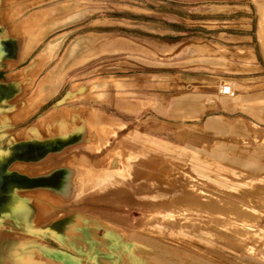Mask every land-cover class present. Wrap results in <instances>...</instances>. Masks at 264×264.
Masks as SVG:
<instances>
[{"label":"rangeland","instance_id":"1","mask_svg":"<svg viewBox=\"0 0 264 264\" xmlns=\"http://www.w3.org/2000/svg\"><path fill=\"white\" fill-rule=\"evenodd\" d=\"M35 20L36 48L0 72V100L13 97L0 103V153L26 143L41 152L18 175L47 189L14 190L13 208L0 211V264H23L18 255L35 264H264V158L248 160L264 139V100L255 106L264 94V0H0L9 55L22 52ZM51 41L39 68L65 43L53 63L67 51L79 58L69 69L87 63L83 79L99 78L91 83L99 97L65 104L84 107L95 131L16 121L33 94L43 91L42 105L62 81L51 72L42 82L41 71L32 85L30 62ZM203 112L237 116L231 147L241 156L229 177L206 138L174 125ZM27 191L61 200L43 214Z\"/></svg>","mask_w":264,"mask_h":264},{"label":"crops","instance_id":"2","mask_svg":"<svg viewBox=\"0 0 264 264\" xmlns=\"http://www.w3.org/2000/svg\"><path fill=\"white\" fill-rule=\"evenodd\" d=\"M0 40L4 41V43L6 45L8 42H11V39H0ZM54 41L47 43V45H45L41 49L39 56L32 58V60L30 62V63H32L34 61H37L36 65H35V77H36V74H37V77L32 84L33 87H35V89L38 86V85L37 86H35V85L37 83L38 77L41 75V71H45V72H43L44 74L40 79V81L42 80V82L46 79V77L51 72H58L60 74L57 73V75L62 76V81L59 84L55 93L50 95L47 98V100L41 106H39V107H37V109L33 110L31 112V114L29 115L30 117H28V119H26V120L31 119V122H29L28 126L29 125H33V126L36 125L35 128L37 127V125L40 122L44 121L47 117L51 116L52 114H54L55 112H57L58 110H60L64 107L65 108L69 107V108L83 109L84 107L65 106V104L79 100L80 97H82L86 93H91V94L97 93L96 90L98 87L94 84H91V83L99 80V78L97 76L90 75V78L83 79V77H85L86 73L82 72L81 69L87 63L81 64V65L75 66L72 69H69L70 66H72L74 63L79 61V58L76 56H74L73 58H71V56H67V51L65 52L63 57L61 56L56 63H53V61L56 60L61 55L62 50L65 46V43H62L60 45V41H59V43L56 46V51H57V49L60 45V47L58 49L57 57H54L55 53L52 54L54 56L49 58L47 63L42 68H39V64L42 63V61H44L47 56H50L49 53L44 54V53H42V51L47 46H49L51 43H53ZM20 52H21V50L19 51V54L17 52V54L9 55L8 57L0 60V72H5L6 68L11 67V64H14V63L18 64V65H16V68H18L20 65H22V64H19V63H21L20 62ZM41 53H42V56H41ZM73 74H75V76H72ZM39 82H38V84H39ZM3 83H4V80H1L0 84H3ZM123 84H125V83H123ZM126 86H127V88H129V85H126ZM103 92H106V91H103ZM71 94H74L75 97H74V99L69 100V97ZM34 95L35 94H33L30 98H32ZM96 96L99 97L98 93L96 94ZM253 96H256V94H251V95H248L247 97L252 98ZM10 98H13V97L9 96L8 98H5V99L7 100ZM5 99L0 100V103H2V101H4ZM263 100H264V94L259 95L258 101L256 102V105H255L256 108L261 104V102ZM50 105H53V106L54 105L55 106L62 105V106H60L59 108H57L51 112L49 110H47V111L44 110L45 106L50 107ZM196 107H198V106L196 105ZM189 108H186V109H187V111L190 112L191 110H188ZM92 110H95V109H92ZM95 111H97V110H95ZM172 117L175 119L180 118L179 116H176V115H173ZM182 118H183L182 121H176L175 122V124H174L175 127L188 128L193 133H197V135H199L200 137L206 138L208 140L207 142L211 145V147L215 148L216 157L215 156L213 157V161H215V162L217 161V167L216 168L218 171L221 172L220 176L229 177V175H230L229 174L230 173L229 168H231L230 164L233 162L234 163L239 162L237 158L241 156V154L239 153V150H236L235 148L231 147V145H233L232 140L236 137L237 131H238V127L236 126V124H233V122H232L233 120L237 119L236 114H232L231 112L230 113L229 112H223V113L203 112V113H200L196 116L189 115V116H184ZM76 124H78V123H75L74 126ZM73 127H70L69 129H67L64 132L71 130ZM110 129H111V127L109 126V130ZM252 138L253 137L251 136V139ZM26 144L28 145L29 143H26ZM34 144L38 145V146H42L45 143L34 142ZM181 149L183 150V148H181ZM193 149L195 150L196 154H197V152H199V150H197V148H193ZM129 155L132 156L133 154H129ZM257 156L264 158V139L260 140L255 146L252 145V152H250L248 154V160L252 161V159L254 157H257ZM122 162H123V164L127 163L128 165H130L128 160L122 161ZM32 163H36L35 160L32 161ZM130 167H131V165H130ZM117 168L123 170V166L122 167L117 166ZM129 180H130L129 177L124 179L122 181V185L127 184V183L129 184L130 183ZM31 189L35 190V189H47V188L33 187ZM59 220H61V219H58L57 221H59ZM97 221H99V220H97ZM99 222H102V221H99ZM79 223H80V221L78 222V224H77L78 227L75 228V230H77V231L79 230L78 233H79L80 239H82V237H83L82 229H81V226L79 225ZM103 223H105V222H103ZM106 224H108V223H106ZM108 225H110V224H108ZM82 240H84V239H82ZM61 256L63 258L64 257L71 258L70 256H67L65 254H61ZM49 259L52 260V258H49ZM56 261H58L60 264L66 263L64 260H60V259H56Z\"/></svg>","mask_w":264,"mask_h":264},{"label":"bare ground","instance_id":"3","mask_svg":"<svg viewBox=\"0 0 264 264\" xmlns=\"http://www.w3.org/2000/svg\"><path fill=\"white\" fill-rule=\"evenodd\" d=\"M37 20L35 21H30L31 22V25L28 27V31L29 33H31V36L29 38V40L25 43L23 49H22V52H21V56H20V61L23 62L30 54L31 52L36 48L37 44H38V34H40V25H38L36 23ZM51 27V25H50ZM45 29V28H44ZM50 29V28H48ZM44 31V30H43ZM50 31V30H49ZM47 33V32H45ZM49 47V46H48ZM47 53V52H46ZM45 54V53H44ZM1 60V59H0ZM43 91H39L38 94L34 95L32 98H30L27 103H25L20 111L17 113V117H16V121L19 120V119H22V118H25L27 117L28 115L31 114V112L35 109H37V107L41 106L39 100H38V97L39 95L42 93ZM70 94V93H69ZM74 94H71L70 97H73ZM74 98V97H73ZM81 98V97H80ZM76 100V99H75ZM85 112V111H84ZM87 113H83V111H79L78 109L76 108H62L60 110H58L57 112H55L54 114H52L51 116L47 117L46 118V125H55V124H62V123H84L86 124V126H88L91 130L93 128V126L90 124L89 122V119L87 117ZM99 117V116H98ZM28 118V117H27ZM97 118V117H96ZM22 121V120H21ZM20 121V122H21ZM19 122V123H20ZM93 124V122H92ZM65 125V124H64ZM63 125V126H64ZM62 126V125H61ZM101 127V125H100ZM98 128V127H97ZM34 130V129H33ZM93 130V129H92ZM95 131V130H93ZM27 132V131H26ZM98 132V131H97ZM105 134V133H104ZM110 134V133H109ZM99 135V134H98ZM102 135V134H101ZM91 138V136H90ZM93 138V137H92ZM97 141V140H96ZM91 142V140H90ZM101 142V140L99 141ZM82 160V159H81ZM80 160V161H81ZM84 160V159H83ZM52 162V161H51ZM50 162V163H51ZM48 163V164H50ZM46 164V165H48ZM78 163H76L75 165H77ZM45 165V166H46ZM82 165V164H81ZM53 166V165H52ZM34 167V166H26V165H21V164H17L15 165L14 168L18 169L19 171L21 172H26V171H30L31 168ZM47 167V166H46ZM51 167V166H50ZM50 167H49V170H50ZM43 168V167H42ZM48 168V167H47ZM45 168V169H47ZM41 169V168H40ZM44 169V170H45ZM86 169V168H85ZM35 171V169H33ZM44 170H40L39 172L41 173L42 171L44 172ZM48 170V171H49ZM87 170V169H86ZM38 171V169L36 170V172ZM97 171V170H95ZM46 172V170H45ZM44 172V173H45ZM99 172V171H98ZM34 174V172H32ZM36 174V173H35ZM90 176V175H89ZM88 176V177H89ZM72 186V185H71ZM114 186V185H113ZM116 186V185H115ZM86 187V186H85ZM109 187V186H108ZM106 188V186H105ZM109 188H114V187H109ZM108 189V188H106ZM28 196L31 198V200L37 204V206H39L42 211L44 212V214L46 213L45 209H46V205L47 203L49 202H56V201H59L61 200L59 197L57 196H54L52 195L50 192H34V193H31V194H28ZM52 207V206H51ZM48 208V207H47ZM51 210V209H50ZM50 212V211H49ZM48 212V213H49ZM47 213V214H48ZM52 213H53V210H52ZM46 214V215H47ZM57 216V215H55ZM60 216V215H58ZM46 217V216H45ZM55 218V217H54ZM60 218V217H59ZM58 218V219H59ZM57 220V217L55 218ZM54 219V220H55ZM53 220V219H52ZM53 220V221H54ZM51 221V220H50ZM49 222V221H48ZM50 223V222H49ZM106 228V227H105ZM108 228V227H107ZM18 259L19 261H22L23 264H35L33 262H30V261H24L21 259V256L18 255ZM44 264V263H42Z\"/></svg>","mask_w":264,"mask_h":264},{"label":"flooded vegetation","instance_id":"4","mask_svg":"<svg viewBox=\"0 0 264 264\" xmlns=\"http://www.w3.org/2000/svg\"><path fill=\"white\" fill-rule=\"evenodd\" d=\"M18 141H9V144L16 143ZM18 148H11L10 151L6 154L4 152L0 153V211L3 209L13 208L12 205V196L16 193L19 195V191H26L27 189H31L33 187L42 188L40 186H34L31 181L30 184H27L30 182V179L25 178V182L19 178H24L22 175H18L19 170L15 169V165L21 164V165H27L26 163H31L35 160L36 157L40 155L41 152H29V149L27 146L25 147V150H23L21 153L17 152ZM42 174V173H38ZM35 174V175H38ZM17 187H20L21 189H18ZM26 189V190H24ZM15 190V193H14ZM34 192H42V191H27L24 192V195L28 197L30 200L31 198L28 196V194L34 193ZM21 203V201H20ZM15 208H18L16 205ZM44 214V212H43Z\"/></svg>","mask_w":264,"mask_h":264},{"label":"water","instance_id":"5","mask_svg":"<svg viewBox=\"0 0 264 264\" xmlns=\"http://www.w3.org/2000/svg\"><path fill=\"white\" fill-rule=\"evenodd\" d=\"M5 45L6 44L4 43V41H1L0 40V59L1 60L9 56V54L7 52V48H6ZM25 147H26V145L20 146V148H18L17 152L18 153H21L23 150H25ZM45 148H48L49 149V146H46Z\"/></svg>","mask_w":264,"mask_h":264}]
</instances>
